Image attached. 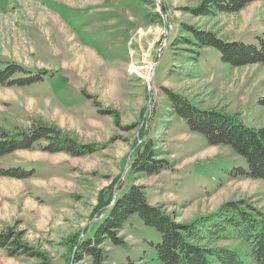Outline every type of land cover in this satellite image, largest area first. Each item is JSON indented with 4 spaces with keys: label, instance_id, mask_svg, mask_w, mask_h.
I'll return each mask as SVG.
<instances>
[{
    "label": "rangeland",
    "instance_id": "obj_1",
    "mask_svg": "<svg viewBox=\"0 0 264 264\" xmlns=\"http://www.w3.org/2000/svg\"><path fill=\"white\" fill-rule=\"evenodd\" d=\"M201 1L0 0V69L12 62L30 71L12 78H42L0 86V128L24 130L38 121L95 149L71 156L35 147L0 158V169L29 171L24 178L0 175V232H22V242L37 252L11 257L0 249V264H86V258L74 263L69 240L92 235L102 215L95 211L98 199L131 184L178 222L215 213L227 201L264 211V180L240 177L236 168L246 167L244 159L192 132L165 95L168 89L201 109L264 126V63L234 68L211 48L169 44L173 32L188 36L183 24L256 43L264 6L196 17L189 9ZM144 140L166 169L131 170ZM118 235L123 244H103L106 264H161L157 232L136 214ZM218 244L245 249L236 239Z\"/></svg>",
    "mask_w": 264,
    "mask_h": 264
},
{
    "label": "trees",
    "instance_id": "obj_2",
    "mask_svg": "<svg viewBox=\"0 0 264 264\" xmlns=\"http://www.w3.org/2000/svg\"><path fill=\"white\" fill-rule=\"evenodd\" d=\"M152 4L153 0H142ZM253 2L264 0H202L198 7L189 9L196 17H215L219 14H235ZM165 12V9H162ZM153 16H160L158 12ZM182 34H173L170 46L188 44L195 48H211L219 60L231 67H243L264 63V31L256 35V43H245L220 37L211 30H200L182 25ZM172 47V48H173ZM191 51V50H190ZM17 72H28L24 67L7 62L0 69V86H23L41 80L39 75L15 79ZM170 109L188 128L205 137L210 145H228L245 161L246 167H237L240 177L264 180V126L245 125L236 116L216 109H201L184 97L164 89ZM53 126L38 122L28 129L8 132L0 128V158L17 150L38 147L44 152H65L81 156L95 151L91 145L81 146L60 133ZM153 144L141 142L135 149L130 168L146 175L157 174L167 168L164 160L155 158ZM29 171L19 168L0 169V175L24 178ZM118 188L117 194L98 199L96 212L100 221L90 236L70 239L74 263L87 259L86 264H106L109 255L103 247L106 239L113 245L123 244L119 231L123 222L136 214L143 224L155 229L159 241L155 243V258L161 264H264V211L239 201L223 203L215 213L198 216L189 222H178L159 206L148 202L144 188L131 184L127 191ZM23 233L13 228L0 232V249L8 256L36 255L25 242ZM236 239L245 249L218 244L220 241ZM153 245V244H152ZM129 264H135L129 261Z\"/></svg>",
    "mask_w": 264,
    "mask_h": 264
}]
</instances>
